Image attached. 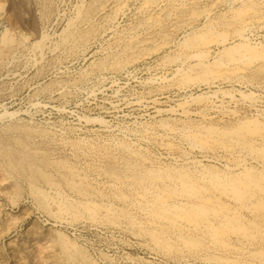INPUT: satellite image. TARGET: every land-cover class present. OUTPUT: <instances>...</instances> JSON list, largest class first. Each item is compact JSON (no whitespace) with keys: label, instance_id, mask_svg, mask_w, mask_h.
I'll use <instances>...</instances> for the list:
<instances>
[{"label":"rangeland","instance_id":"1","mask_svg":"<svg viewBox=\"0 0 264 264\" xmlns=\"http://www.w3.org/2000/svg\"><path fill=\"white\" fill-rule=\"evenodd\" d=\"M263 152L264 0H0V264H264Z\"/></svg>","mask_w":264,"mask_h":264},{"label":"bare ground","instance_id":"2","mask_svg":"<svg viewBox=\"0 0 264 264\" xmlns=\"http://www.w3.org/2000/svg\"><path fill=\"white\" fill-rule=\"evenodd\" d=\"M241 34V33H240ZM222 35H226V34H222ZM222 35H219L220 36V39H221V37H224V36H222ZM206 37V36H205ZM204 36H199L197 39H196V41H198V42H194L195 43V46H196V43H199V42H201L202 40L204 41V38H205ZM208 38V37H207ZM217 39V38H216ZM213 40H214V38H213ZM203 41H202V43H203ZM212 41V40H211ZM215 41V40H214ZM213 41V42H214ZM217 41H218V39H217ZM207 42H210L209 40L207 41ZM206 42V43H207ZM224 43V42H223ZM232 45V44H231ZM236 45V44H235ZM234 45V46H235ZM238 45V44H237ZM198 46H199V44H198ZM202 46V45H201ZM207 45H205V47H206ZM228 46H230V44L228 45ZM226 47V46H224V47H226V49L227 48H229V50H225V51H232L233 50V48H230V47ZM223 47V49H225ZM239 47V46H238ZM244 47V46H243ZM254 47V46H253ZM237 48V47H236ZM235 48V49H236ZM199 49V48H198ZM201 49H202V47H201ZM203 49H204V47H203ZM234 49V50H235ZM205 50H207V49H205ZM245 52H246V54L244 55V52H243V54H242V56L243 57H248L249 59L251 58V57H255V53H258V51L256 52V49H252V48H249V49H247V50H244ZM198 52H200V54L202 53L201 51H198ZM204 52V51H203ZM208 52V51H207ZM206 52V53H207ZM233 52V51H232ZM235 52V51H234ZM242 52V51H241ZM226 53V52H225ZM236 53V52H235ZM195 54V53H194ZM199 54V53H198ZM205 54V53H204ZM239 54H241V53H239ZM229 55H231V54H229ZM233 55V54H232ZM231 55V56H232ZM249 55V56H248ZM205 56V55H204ZM235 56H237V55H235ZM260 56V55H259ZM233 57V56H232ZM201 58H202V56H201ZM237 58V57H236ZM238 58H240V56L238 57ZM237 58V59H238ZM200 59V58H199ZM235 60V59H234ZM233 61V60H232ZM198 62H199V60H198ZM202 63V62H201ZM233 69V68H232ZM215 70V69H214ZM229 71V70H228ZM230 71H233V70H230ZM211 72V71H210ZM209 72V73H210ZM256 130H251V132H249V134L251 133V134H254V132H255ZM264 153V152H263ZM8 156H9V160L11 161V163L12 164H15V165H17L19 168H26L27 166L29 167V172L30 173H36V170H35V168L33 167V165H30V164H27L26 163V159L22 156V155H20V154H17V153H13V152H10L9 154H8ZM259 174H260V178H255V176L254 175H252V174H250V173H248V174H244V176L242 177V178H235V179H233V178H231V179H228V180H230V184H228V185H226V182L225 181H227V180H221L222 182L221 183H219V184H215L214 185V187H213V189H215V190H218L219 192H229L230 194H232V196H235L238 200H240L241 202L242 201H244V199L252 192V191H249V189H247V187L249 186L248 184L249 183H251L250 181L251 180H253V189H256V190H260L261 189V185H260V183H262L261 182V180L263 181L264 180V171H260L259 172ZM248 188H250V187H248ZM199 189L198 188H195L194 186H193V188H191V193L192 194H194L195 195V193L198 191ZM200 191V190H199ZM198 191V192H199ZM202 191V190H201ZM208 191V190H207ZM221 192V193H222ZM253 194H256V193H253ZM201 198V197H200ZM198 199V198H197ZM256 204V203H255ZM257 205L258 204H256V205H254L255 206V208H257ZM213 209H215V208H213ZM189 210H191V215H190V220L191 221H194V224H196V225H198L197 224V222H195L197 219H204V218H207L206 216L208 215V213L210 212V211H213L212 209H210V208H205V207H203V206H198V205H196V206H192V207H190L189 208ZM214 212H215V210H214ZM223 216H225V215H223ZM223 219V218H222ZM203 221V220H202ZM204 221H206L208 224H211V222L209 221V219H205ZM222 223V225H220V226H218L217 228V230H216V232L214 233V234H217V235H222V233H225L224 231H226V230H220L219 229V227H223V226H225V225H229V224H231V223H237L238 225H235V226H232V228H228V229H230L231 231H234V232H241V230L243 229V228H247V225H250L251 224V222H249L248 221V223H247V225H245L244 223H243V221L241 220V218L236 214V215H232V216H226L225 218H224V220H223V222H221ZM253 224V223H252ZM245 225V226H244ZM207 226V225H206ZM208 226H211V225H208ZM207 226V227H208ZM229 227H230V225H229ZM211 228V227H210ZM209 228V229H210ZM241 228V229H240ZM216 229V228H215ZM228 229H227V231H228ZM215 231V230H214ZM223 231V232H222ZM211 232H213V231H211ZM222 232V233H221ZM211 236H212V234H211ZM215 236V235H214Z\"/></svg>","mask_w":264,"mask_h":264}]
</instances>
